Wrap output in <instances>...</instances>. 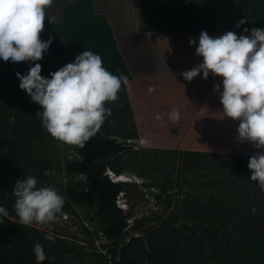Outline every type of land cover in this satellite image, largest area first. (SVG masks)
<instances>
[{
  "label": "rangeland",
  "instance_id": "obj_1",
  "mask_svg": "<svg viewBox=\"0 0 264 264\" xmlns=\"http://www.w3.org/2000/svg\"><path fill=\"white\" fill-rule=\"evenodd\" d=\"M106 1L128 29L137 31L156 64L151 74L122 84L117 100L105 102L111 116L103 132L130 142L108 160L117 174L130 180L123 182L117 198L127 227L122 235L109 236L103 229L107 221L95 205L69 201L70 182L84 188L86 176L69 174L67 162L81 156L75 145L53 138L43 125L36 128L26 120L23 126L17 95L9 87L0 95V205L8 209L0 224V264H37L36 243L47 257L42 264H264V199L258 182L250 179L249 159L223 155H254L264 148L237 139L239 121L224 116L219 93L211 85L214 74L209 73L208 83L175 82L169 68H163L169 59L173 64L202 62L195 54L198 40L189 43L202 30L213 37L227 31L249 35L255 14L264 18V8L255 0ZM69 3L53 0L47 7L52 20L63 21ZM242 18L245 23L237 27ZM176 87L190 98L175 104ZM206 96L212 97L206 102ZM173 108L180 112L176 122L168 118ZM46 169L53 174L45 175ZM29 175L36 177L37 187L54 186L63 196L55 221L19 222L13 187ZM48 235L53 239H46ZM132 237L138 239L123 256L122 248ZM253 240L263 246L258 260L247 248Z\"/></svg>",
  "mask_w": 264,
  "mask_h": 264
},
{
  "label": "clouds",
  "instance_id": "obj_2",
  "mask_svg": "<svg viewBox=\"0 0 264 264\" xmlns=\"http://www.w3.org/2000/svg\"><path fill=\"white\" fill-rule=\"evenodd\" d=\"M52 3L53 0H0V62L16 65L42 59L53 40L40 38L46 8ZM244 23L240 19L237 27ZM197 40L195 54L203 58L202 62L181 75L187 81L198 74L207 79L210 72L222 77L214 91L219 93L224 116L239 121L237 139L253 142L257 149L264 148V28L254 27L249 35L227 31L216 37L202 30L197 38L190 37L189 43L196 44ZM41 68L40 63H35L23 75L17 74L19 87L41 106L36 115L53 138L83 147L111 116L105 102L118 99L128 77L123 72L112 74L103 66L101 55L92 50H84L47 77L41 75ZM155 118L160 119V115ZM168 118L178 121L179 109L173 108ZM247 166L252 170L250 179L258 182L264 192V152L250 156ZM44 174L52 175L53 171L46 169ZM13 193L14 208L23 225L55 221L65 203L54 186L37 187V179L31 175L18 179ZM7 216L8 209L0 205V224ZM45 238L53 239L51 235ZM33 252L37 264L47 259L41 244L36 243Z\"/></svg>",
  "mask_w": 264,
  "mask_h": 264
},
{
  "label": "trees",
  "instance_id": "obj_3",
  "mask_svg": "<svg viewBox=\"0 0 264 264\" xmlns=\"http://www.w3.org/2000/svg\"><path fill=\"white\" fill-rule=\"evenodd\" d=\"M255 1L264 8V0ZM115 11V7L105 0H73L64 9L63 21H54L46 8L44 29L40 33V38L42 40L53 38L46 51L49 57L44 58V52L42 59L38 61H25L16 65L10 62H0V95L9 87L17 95V112L22 119L23 126H27L26 120L31 121L33 123L31 126L36 128L42 125L41 118L36 115L42 110L41 106L29 98L28 94L19 87L20 81L16 79L17 74L23 75L35 63L41 64V75L47 77L50 72L74 60L75 56L84 50H92L101 55L103 66L108 71L114 75L123 72L128 80L154 70L156 66L154 58L140 42L137 31L128 29ZM254 27L264 28L262 13L255 14ZM102 126L93 137L84 143L83 147L75 145L81 158L69 160L67 171L69 174H85L86 181L84 188H78L74 182H70L67 194L69 201L95 205L98 214L107 221L103 228L104 232L109 236H120L127 227V218L123 209L117 204V198L123 190V182L111 180L105 171L108 167L111 168L108 160L126 150L128 142L104 133ZM187 153L210 157L220 155L217 152L192 150H188ZM223 155L244 159L252 156ZM116 171L120 173L119 170ZM261 193L260 197L264 199V192L261 191ZM212 231L215 234L218 233L217 230ZM263 233L264 230H261L262 239L264 238ZM137 239L132 237L122 248L123 256L128 253ZM247 248L253 259L258 260L262 257L263 246L257 240L250 242Z\"/></svg>",
  "mask_w": 264,
  "mask_h": 264
},
{
  "label": "crops",
  "instance_id": "obj_4",
  "mask_svg": "<svg viewBox=\"0 0 264 264\" xmlns=\"http://www.w3.org/2000/svg\"><path fill=\"white\" fill-rule=\"evenodd\" d=\"M106 1V0H105ZM108 2V1H107ZM111 6H113V4H111ZM115 7V6H114ZM117 12V11H116ZM119 15V14H118ZM120 19L122 20V21H124L121 17H120ZM125 22V21H124ZM186 60V59H185ZM197 61L198 59H194L193 60V63H190L189 61H184V62H182V64H180V63H178V62H174V64H173V62H171V59H169V61H168V63L167 64H165L164 66H163V68L164 69H168L169 68V72H168V76H169V78L170 79H173V80H175V82H177V80H179V79H183L185 82H192V83H195V82H198L199 84H201L203 81H206L205 83H208V81H209V76H208V78L207 79H204L203 77H202V74H198L196 77H194L191 81H187V80H185L184 78H183V76L181 75V70L182 71H184V70H188V69H191L192 67H194L195 65H197L198 63H194V61ZM191 61V60H190ZM192 62V61H191ZM181 65H184V66H181ZM167 66V67H166ZM180 67H181V69H180ZM182 67H184V69L182 68ZM172 72V73H171ZM152 72H149V73H146V74H140V75H137V76H135L134 78H137V77H140V76H144V75H149V74H151ZM133 78V79H134ZM132 80V79H131ZM131 80H128V82L129 81H131ZM221 81H222V77H220V76H218V75H215V78H214V80L212 81V83H211V85H212V87H214V85H216V84H218V83H221ZM188 87V85L187 86H185V88H186V90L188 89L187 88ZM176 91H175V94H174V97H176V98H174V103L175 104H177V103H181V101L183 100L184 101V99L185 100H188V98H190V94H187L186 93V90L184 91V92H180L178 89H177V87H176V89H175ZM181 93V94H180ZM180 96V97H179ZM186 96H188V98L186 97ZM213 96V95H212ZM212 96H206V98H204L205 100H206V102L207 101H209V99L212 97ZM176 107H179V106H176ZM178 109V108H177ZM262 152H264V149H263V151Z\"/></svg>",
  "mask_w": 264,
  "mask_h": 264
},
{
  "label": "built area",
  "instance_id": "obj_5",
  "mask_svg": "<svg viewBox=\"0 0 264 264\" xmlns=\"http://www.w3.org/2000/svg\"><path fill=\"white\" fill-rule=\"evenodd\" d=\"M130 141V140H128ZM130 145V142H128V146ZM109 178L113 181H120L119 179V175L113 170L111 169L110 167L107 168L106 172H105Z\"/></svg>",
  "mask_w": 264,
  "mask_h": 264
},
{
  "label": "bare ground",
  "instance_id": "obj_6",
  "mask_svg": "<svg viewBox=\"0 0 264 264\" xmlns=\"http://www.w3.org/2000/svg\"><path fill=\"white\" fill-rule=\"evenodd\" d=\"M120 180L130 181L129 179L125 178L124 174L119 175Z\"/></svg>",
  "mask_w": 264,
  "mask_h": 264
}]
</instances>
